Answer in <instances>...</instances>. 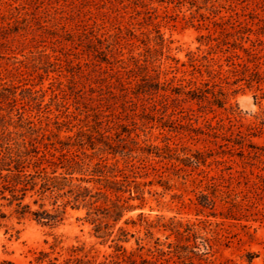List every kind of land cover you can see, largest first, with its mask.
I'll return each mask as SVG.
<instances>
[{
    "label": "rangeland",
    "instance_id": "rangeland-1",
    "mask_svg": "<svg viewBox=\"0 0 264 264\" xmlns=\"http://www.w3.org/2000/svg\"><path fill=\"white\" fill-rule=\"evenodd\" d=\"M260 2L261 0H0V115L6 120L8 117L12 118L13 125H7L10 130L22 129L14 127L18 124L19 114H22L24 120H33L41 128V132L58 133L61 139L74 137L79 129L89 132L97 127L103 131L108 126L107 118L113 119V113L119 114L121 108L119 104L110 108L108 105L102 107L103 123L95 124V114L101 109L96 100L98 93L91 92V87H97L93 83L97 68L90 60L86 64L88 56L85 40L82 43L79 40L83 31L93 30L99 37L106 39L105 43L118 40L116 48L121 50L118 57L126 61L132 55L138 56L140 52L154 56L153 64L161 72V82L173 81V85L182 82V85H187L189 80H196L200 85L204 80L210 79L207 66L218 69V65L223 64L222 71L227 69L224 58L219 60L223 54L218 51L210 52L216 41L208 43V36L217 37L221 30L215 22L227 21L233 15L234 21L238 18L253 24L248 16L239 17L236 12L238 15L253 12L264 16V5ZM256 36L255 33L250 35L252 39ZM260 38L264 42V35H260ZM162 39L163 46L157 44ZM250 44L251 42H246L245 46ZM108 55L111 57V54ZM193 65H197L200 72ZM223 85L229 92L227 109L199 111L198 115L201 116L197 122L194 121V127L207 130L204 126L207 120L216 125L224 119L228 124V115L237 126L242 125L243 129L249 125L260 126L261 131L251 139L258 146L256 151L261 153V148H264L263 90L249 88L242 83L243 88L233 93L237 86ZM262 88L264 89V84ZM163 93L168 94L170 90H161L160 94ZM33 96L37 99L32 100ZM160 98V95H156L154 99ZM184 106L198 108L194 102ZM136 112L141 113L139 105ZM169 112L170 109L164 115L165 119ZM153 114V117L150 115L148 120L143 121L136 117L137 128L132 136L141 146L163 147L169 144L177 149L180 157L185 156L184 147L211 152L213 156L208 158V165L182 176L183 172L176 171L182 164L175 159L169 161L149 156L144 161L147 170L138 178L145 192V207L127 213L114 228L105 229L107 233L113 231L111 235L98 236L96 224L87 216L86 208L74 209L68 206L64 220L56 227L26 220L23 224L13 222L8 231L0 229V264L3 260L32 264L31 261L35 262L40 251L50 252L51 257L56 256L57 264H65V260L72 255L84 256L92 264L110 262L117 259L113 239L119 236L120 226L129 232V240L121 242L128 251L137 250L141 245L143 248L139 252L148 260H158V264H180L178 258L169 253V243H175L176 236L170 235L167 238L169 231L155 229L154 235L147 237L144 227L139 224L140 212L151 219L163 214L166 219L176 216L183 223H195L201 236L213 239L214 248L206 256L216 264H264V215L256 213L257 209L264 211V194L260 190V195L250 194L253 195L252 198L255 196L254 199L259 200L257 207L250 208L246 212L247 217L240 220L225 219L220 215H197L191 202L211 176L218 177L221 173L228 176L231 172L222 171L225 165L218 164L217 160L226 159L233 167L232 171L244 169L247 176L255 178L256 174L264 177V155L250 159H242L238 155H222L220 152L227 149L220 146L226 143L223 136L229 135L226 129L218 131L217 138L195 134L188 131L187 127L179 131L170 130V127L163 129L157 119L160 113L154 111ZM76 150L78 146L71 148L72 152ZM85 152L93 154L95 150L87 148ZM104 156L109 158L110 163L115 161L112 155ZM117 158L122 167L124 160L119 155ZM97 160L98 157H95L93 162ZM135 161L138 163L137 159ZM202 170L204 172L200 174ZM160 174L164 180L169 181L170 189L160 183ZM201 179L204 180L203 183L199 182ZM88 184L97 186L94 182ZM240 187L245 188L244 185ZM221 188L227 190L225 185ZM224 205V201L217 199L216 211L225 210ZM48 207L51 205L48 204ZM127 219L134 220L137 225L126 223ZM203 219H209L212 225L206 228L200 222ZM138 238H142L139 245ZM157 242L161 245H157ZM194 242L192 239L182 243L193 245ZM196 242L199 243V253L207 251L200 244L201 238ZM157 248H161L164 253L157 251ZM74 249L78 250L75 252ZM253 253L256 256L250 260L249 255ZM194 261L206 264L197 257Z\"/></svg>",
    "mask_w": 264,
    "mask_h": 264
},
{
    "label": "trees",
    "instance_id": "trees-1",
    "mask_svg": "<svg viewBox=\"0 0 264 264\" xmlns=\"http://www.w3.org/2000/svg\"><path fill=\"white\" fill-rule=\"evenodd\" d=\"M260 3L264 5V0ZM236 15L248 16L253 24L238 18L234 21L233 15L227 21L215 22L221 30L217 37L208 36V43L216 41L215 45L211 46L213 51L210 52H221L223 57L219 60L224 58L227 69L222 71L223 64H219L218 69H210L211 66H207L210 79L204 80L200 85L196 80H189L187 85H182V82L178 85H173V81L161 82V72L153 64L154 56L140 52L138 56L132 55L129 61H126L118 57L121 53V50L118 51L116 48L118 40L105 43L106 39L99 37L93 30L83 31L79 35V40L81 43L85 40L87 47L85 51L88 56L86 64L90 60V63L97 68V75L93 79L97 87H91V92L98 93L96 100L101 109L95 114V124L103 123L102 107L108 105L110 108L119 104L121 111L119 114L113 113V119L107 118L108 126L105 130L101 131L93 127V131L86 132L79 129L74 137L67 136L66 139H61L58 133L41 132V128L37 127L33 120H24L22 114H19L18 124L14 125L22 129L10 130L7 125H13L12 118L8 117L6 120L0 115V229L4 228L8 231L13 222L23 224L26 220H35L39 224L56 227L64 220L67 207L71 206L74 209H87V216H90L91 222L96 224L95 231L99 237L111 235L113 231L107 233L105 229L114 228L127 213L145 207V192L138 178L142 177V172L147 170L144 161L149 156L169 161L175 159L182 164L181 166L178 164L179 167L176 170L177 173L183 172L182 176L208 165V158L213 156L211 152L184 147L185 156L180 157L177 149L169 144L163 147L141 146L132 136L137 128L136 117L141 118L142 121L148 120L150 115L154 116V111L160 113L157 119L163 129L170 127V130L179 131L187 127L190 132L214 138L219 136L218 131L226 129L229 135L223 136L226 143L220 146H225L227 149L220 152L222 155H238L242 159L263 156L264 148H261V153L256 151L258 146L251 139L258 135V131H261L260 126L249 125L243 129L242 125L237 126L229 115L227 116L228 124L224 122V119L218 121L216 125L207 120L204 125L207 130L193 125L194 121L197 122L201 116L198 115L199 111L227 109L229 92L225 90L223 83L228 86H237L233 93L242 89L243 83L249 88L256 87L258 90H263L264 94L262 88L264 42L260 38V35H264V16L253 12L241 15L236 12ZM253 26L258 28L254 29ZM252 33L257 35L255 39L250 37ZM246 42H251L250 46H245ZM157 44L163 46V39ZM108 54H111L112 58ZM193 67L200 72L197 65ZM161 90H170V93L160 94ZM156 95H160L161 98L154 99ZM31 98L37 99L34 96ZM193 102L198 105L197 109L184 106L186 103ZM138 105L141 113L136 112ZM169 109V116L165 119L164 115ZM182 121L185 123L183 124ZM107 132L114 134L108 135ZM74 146H78V150L72 152L71 148ZM87 148L95 152L88 154L85 152ZM107 154L112 155L115 161L110 163L109 158L104 156ZM118 155L124 160L122 167L119 165ZM143 155L145 156L142 157ZM95 157H98V160L93 162ZM228 162L226 159L217 160L218 164L225 165L222 171L231 170L228 176L223 173L218 177L211 176L204 188L197 193L196 199L191 200L197 215L204 214L207 217L220 215L225 219L240 220L242 217H247L246 212L250 208L257 207L259 200H255L256 197L252 198L253 195L250 196V194L253 193L256 196L260 195V192L264 194V177L261 174H256L255 178L249 177L244 169L232 171L233 167ZM202 172L204 170L200 174ZM159 176L160 183L166 189H170L169 181L164 180L163 175ZM203 181V179L199 180L200 183ZM92 182L97 186L88 184ZM223 185L227 187V190L221 188ZM241 185L245 188L241 189ZM217 199L224 201L225 210L216 211ZM137 200L140 202L135 203ZM48 204L51 207H48ZM256 213L264 215L263 210L257 209ZM138 217L139 224L144 227L147 237L153 236L155 229L169 231L167 238L170 235L176 236V242L169 243V253H173L180 264H202L195 262V257L200 261L204 260L206 264H216L206 256L214 248L213 239L201 236L195 223H183L177 220L176 216L166 219L163 214H158L155 219H151L140 212ZM129 222L137 225L134 220L127 219L126 223ZM200 222L205 224L206 228L212 225L209 219H203ZM118 231L119 236L113 239L117 259L110 261L111 263L104 261L99 264H123V262L125 264H158V260H148L143 257L139 252L143 248L141 245L137 250L128 251L121 242L129 240V232L122 226ZM216 234L218 235L217 232ZM198 238H201L200 244L207 249L204 253L198 251L200 249L199 243L196 242ZM141 239H137L138 245ZM192 239L195 240L193 245L182 243ZM157 245L161 244L157 242ZM76 250L78 249H74L75 252ZM157 251L164 253L161 248H157ZM254 256L256 254H250V260ZM57 260L56 256L51 257L50 252L40 251L35 262L31 261V263L57 264ZM1 264L16 263L3 260ZM65 264L92 263L84 256L72 255L65 260Z\"/></svg>",
    "mask_w": 264,
    "mask_h": 264
}]
</instances>
